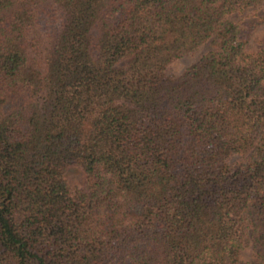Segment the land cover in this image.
<instances>
[{
  "label": "trees",
  "instance_id": "trees-1",
  "mask_svg": "<svg viewBox=\"0 0 264 264\" xmlns=\"http://www.w3.org/2000/svg\"><path fill=\"white\" fill-rule=\"evenodd\" d=\"M262 1L0 0V264H264Z\"/></svg>",
  "mask_w": 264,
  "mask_h": 264
},
{
  "label": "rangeland",
  "instance_id": "rangeland-1",
  "mask_svg": "<svg viewBox=\"0 0 264 264\" xmlns=\"http://www.w3.org/2000/svg\"><path fill=\"white\" fill-rule=\"evenodd\" d=\"M228 19L239 28V40L243 43L246 52H257L264 48V1L251 8L235 11L229 14ZM211 46L203 45L187 56L179 58L166 69L169 76H179L186 68L193 65ZM68 179L73 187H80L83 183V173L79 170H71ZM253 252L251 244H248L240 253L239 264H245L252 260Z\"/></svg>",
  "mask_w": 264,
  "mask_h": 264
}]
</instances>
